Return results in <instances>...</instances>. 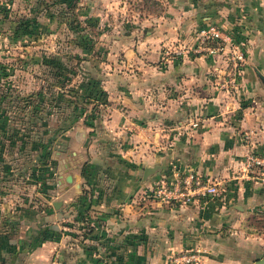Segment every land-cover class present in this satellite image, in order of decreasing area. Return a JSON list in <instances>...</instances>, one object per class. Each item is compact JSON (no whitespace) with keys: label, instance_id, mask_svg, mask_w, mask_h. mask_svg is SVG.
<instances>
[{"label":"crops","instance_id":"obj_1","mask_svg":"<svg viewBox=\"0 0 264 264\" xmlns=\"http://www.w3.org/2000/svg\"><path fill=\"white\" fill-rule=\"evenodd\" d=\"M162 2L198 29L215 23L247 35L238 86L218 88L219 58L129 51L140 70L133 94L110 96L94 127H72L47 174L20 160L22 149L6 159L0 148V264H174L186 251L202 264H252L264 256V228L246 220L264 213V177L243 167L244 155L264 150V0ZM145 59L155 62L147 68ZM148 166L159 170L143 181ZM188 170L223 191L188 203L152 195L160 176Z\"/></svg>","mask_w":264,"mask_h":264},{"label":"rangeland","instance_id":"obj_2","mask_svg":"<svg viewBox=\"0 0 264 264\" xmlns=\"http://www.w3.org/2000/svg\"><path fill=\"white\" fill-rule=\"evenodd\" d=\"M162 15L181 22L172 27L159 20ZM189 20L162 0H0L1 105L12 111L16 129L24 134L15 144L0 138L6 159L20 148V160L37 164L38 152L32 149L37 141L49 146L50 160H56L54 151L64 149L72 127H94L110 96L133 94L130 79L140 70L132 66L139 60L129 51H170L179 45L189 49L199 25ZM168 30L174 33L169 42L162 37ZM233 35L246 54L247 35ZM144 62L148 68L155 61ZM26 100L33 103L24 107ZM197 124L189 122L190 128ZM262 155L264 150L244 155L245 170L247 157ZM248 170L249 176L257 172Z\"/></svg>","mask_w":264,"mask_h":264},{"label":"built area","instance_id":"obj_3","mask_svg":"<svg viewBox=\"0 0 264 264\" xmlns=\"http://www.w3.org/2000/svg\"><path fill=\"white\" fill-rule=\"evenodd\" d=\"M195 42V45L189 49L176 47L170 51L173 55H182L184 52L204 54L226 62L228 66L223 70L222 78L219 79L217 86L219 89L232 88V90H235L238 86V78L243 65L246 62V54L242 48V43L235 40L232 32L224 30L213 23L197 30ZM193 125H196V123H193ZM255 167L260 169V173L264 177V155L246 158V170ZM151 192L156 199L182 201L183 203H188L196 197H213L220 194L217 184L192 170H188L174 179L166 176L160 177ZM173 263L202 264V261L198 251H186L175 256Z\"/></svg>","mask_w":264,"mask_h":264},{"label":"trees","instance_id":"obj_4","mask_svg":"<svg viewBox=\"0 0 264 264\" xmlns=\"http://www.w3.org/2000/svg\"><path fill=\"white\" fill-rule=\"evenodd\" d=\"M2 103H3V100L0 98V138L2 139V141L6 140L7 143L14 142L15 144L18 141L22 142V138L24 135L23 131L22 129L21 130L16 129V125H14V120H16L17 118L13 116V113L11 110L8 111L6 107L2 108V105H1ZM30 103H33V102L31 101L29 102V100H26V104H24L23 106L25 107L26 105V107H28ZM10 123H12L11 127H9ZM7 131L8 133H6ZM32 144H33L32 149L38 152L37 153V156H38L37 164L40 167L41 165L43 166L42 168H39V173L43 168H45L43 169V172L41 171L42 175H45L46 171L47 170L49 171L50 164L53 163V160H50V151H51L50 147L46 146L45 143L43 142L34 141ZM33 172L35 173L36 170H34ZM246 220L248 222V226H251L256 231H259L261 228H264V213H250V215H248Z\"/></svg>","mask_w":264,"mask_h":264},{"label":"water","instance_id":"obj_5","mask_svg":"<svg viewBox=\"0 0 264 264\" xmlns=\"http://www.w3.org/2000/svg\"><path fill=\"white\" fill-rule=\"evenodd\" d=\"M263 81H264V77H260ZM157 170H159L158 166H148V167H144L143 169V174H142V180H146L149 176H151L153 173H155ZM65 181L68 183L72 182V176L69 174L67 175V177L65 178ZM58 202H54L53 205L54 207H57ZM252 264H264V256L258 260H256L254 263Z\"/></svg>","mask_w":264,"mask_h":264}]
</instances>
